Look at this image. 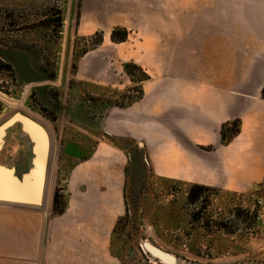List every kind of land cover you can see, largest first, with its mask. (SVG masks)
<instances>
[{"label":"crops","instance_id":"obj_1","mask_svg":"<svg viewBox=\"0 0 264 264\" xmlns=\"http://www.w3.org/2000/svg\"><path fill=\"white\" fill-rule=\"evenodd\" d=\"M168 5L167 35L153 34L152 50L124 56L148 76L138 89L141 98L111 108L104 132L143 148L158 178L255 191L264 201V0ZM235 121L240 132L223 142V127ZM41 125L51 147L53 135H61ZM5 130L0 167L21 184L34 170V143L21 124ZM51 151L40 205L0 198V264H122L115 233L128 212L130 148L100 141L69 171L61 213L54 212L57 166H51Z\"/></svg>","mask_w":264,"mask_h":264},{"label":"rangeland","instance_id":"obj_2","mask_svg":"<svg viewBox=\"0 0 264 264\" xmlns=\"http://www.w3.org/2000/svg\"><path fill=\"white\" fill-rule=\"evenodd\" d=\"M170 12L168 0H0V126L23 115L60 133L50 147L60 209L69 171L100 141L130 148L128 212L115 233L122 264H264L257 192L206 187L192 198L197 186L154 176L143 148L104 132L111 108L140 97V83L126 81L142 80L144 70H126L137 64L124 56L152 50ZM114 30L126 40L113 42Z\"/></svg>","mask_w":264,"mask_h":264},{"label":"water","instance_id":"obj_3","mask_svg":"<svg viewBox=\"0 0 264 264\" xmlns=\"http://www.w3.org/2000/svg\"><path fill=\"white\" fill-rule=\"evenodd\" d=\"M19 122L22 130L34 143V170L31 176L21 184L11 177L10 173L0 167V198H9L18 203L40 205L45 185V172L48 163L50 142L46 130L41 124L23 115H16L7 124L0 127V147L5 136V129L13 123Z\"/></svg>","mask_w":264,"mask_h":264},{"label":"trees","instance_id":"obj_4","mask_svg":"<svg viewBox=\"0 0 264 264\" xmlns=\"http://www.w3.org/2000/svg\"><path fill=\"white\" fill-rule=\"evenodd\" d=\"M61 12H59V16H58V19H57V23L59 26H61V22H62V16H61ZM118 36H121L120 38H118ZM126 34L125 33H119L117 30H114L112 32V41L113 42H124L126 40ZM126 70L128 69H137L141 72L142 69L137 66V65H133V64H129V65H126L125 66ZM143 76H142V80L138 81V82H134V83H142L144 81H146L148 79V76L146 75V73H142ZM142 96V91L140 90V98ZM240 132V122L239 121H235L233 122L231 125H226L223 127L222 129V140L223 142L227 143L229 142L234 136H236L238 133ZM204 188L206 187H201V186H197L196 189L198 190V192H195L194 195H190L192 198H198L202 191L204 190ZM62 197L60 196L59 194V191H56L55 192V195H54V212L56 213H61L63 211V209H60V205L62 204Z\"/></svg>","mask_w":264,"mask_h":264},{"label":"built area","instance_id":"obj_5","mask_svg":"<svg viewBox=\"0 0 264 264\" xmlns=\"http://www.w3.org/2000/svg\"><path fill=\"white\" fill-rule=\"evenodd\" d=\"M258 204H259V206L262 207V211H263L259 218L262 220V222H263V224H264V201L259 200V201H258Z\"/></svg>","mask_w":264,"mask_h":264},{"label":"bare ground","instance_id":"obj_6","mask_svg":"<svg viewBox=\"0 0 264 264\" xmlns=\"http://www.w3.org/2000/svg\"><path fill=\"white\" fill-rule=\"evenodd\" d=\"M3 98V97H2Z\"/></svg>","mask_w":264,"mask_h":264}]
</instances>
